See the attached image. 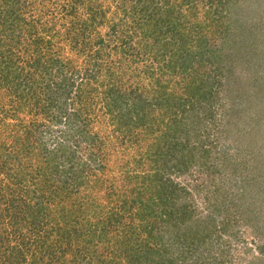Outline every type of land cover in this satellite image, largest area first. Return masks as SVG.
Wrapping results in <instances>:
<instances>
[{"label":"trees","instance_id":"trees-1","mask_svg":"<svg viewBox=\"0 0 264 264\" xmlns=\"http://www.w3.org/2000/svg\"><path fill=\"white\" fill-rule=\"evenodd\" d=\"M67 1V7L63 6L66 15L60 14L66 21L59 23L60 28L56 29L55 21L47 23L42 14L35 19H27L26 15L32 9L33 0H0V85L6 84L17 89V95L14 97L17 110H24V104L32 102L38 111L43 110L51 120L45 124L21 118V124L29 121L25 125L26 141L15 138L12 144L15 146L18 143V149L0 143V171L8 170L7 163L16 160L19 153L32 157L36 150L42 156H46L45 153L53 154L49 159L57 162V151L66 152L62 147L66 144L58 143L55 149L50 148L43 135L49 134V130L56 123H59L60 136L70 135L69 132L85 131L94 120L90 107L96 104L97 100L101 101L102 108L107 106L110 110H117L128 129L132 126L147 125V121H155L156 117L150 115L154 108H161V114L164 113L162 108L164 111L167 108L172 109L168 119L163 118L168 112L160 115L159 119L162 120V126L169 129L171 142L167 150H175L177 153L175 166L185 169L201 162L199 159L209 153V149L201 147V155L197 156L195 152V156L192 149L187 147L189 136L194 135L196 128L202 123L204 127L206 118L214 119L213 114L218 108H224V99L229 91L225 81L228 69L224 65L225 53L217 58L213 63L214 67L206 72L207 75L203 78L197 68L201 60L205 63V60L209 61L217 55V52L206 49L205 42L210 39L204 31L200 33L202 29L209 28L198 16L200 0H139V12L135 5L127 9L117 4L116 7L122 11V17L117 21L114 19L109 26L105 21V10L103 7L93 6V0ZM236 1H206L205 4L211 10L206 11V14L211 21L214 20L212 22L217 26V30L223 31L226 28L222 19L227 16L225 13L226 10L228 12L230 3L239 4V0ZM213 2H216V5ZM78 3L82 5H77ZM234 6L231 5L230 8ZM78 11L82 12L80 16L76 15ZM188 13L193 18L191 22L186 20ZM29 16L33 15L29 13ZM128 18L131 21H128ZM128 22H131L129 27ZM37 23L44 38L38 33ZM208 23L209 26L212 24L210 21ZM105 24L108 31L101 33L98 26ZM220 26L222 28H219ZM25 27L28 30L25 32L26 40L29 39L30 42L20 45ZM30 43L34 46L32 49L38 51L33 57L32 70L25 68L31 49ZM197 44L201 45L200 48H197ZM41 45H47L44 52L48 54L42 53L41 48H38ZM113 55L114 57H111ZM198 56L201 59L199 61ZM160 58L164 60L163 64L154 66L153 59ZM126 61L129 64L140 63L141 69L129 68L125 71ZM105 64L117 67L118 71L111 72V69H108V81L103 85L104 81L100 80L99 74L103 72L102 67ZM131 77L134 78L130 79ZM231 77L237 79V74ZM147 79L151 86H147ZM99 85L102 88L99 89ZM187 115H190V120L186 118ZM31 138L34 143L29 140ZM74 142L80 144L79 140ZM74 157L75 152L68 151L65 156L68 161L65 163L66 172L72 170ZM205 164L206 161L201 162L198 171L203 170L201 166ZM54 168L59 172L60 163ZM156 169L151 179L153 189H150L153 190L151 199L154 201L149 204L146 202L140 211L141 220L145 218L147 222L141 221L142 224L137 226V230L134 228L135 232L124 236L122 247L114 250L109 259L98 260L96 264H216L214 258H209L210 253L207 251H210V247L206 243L210 242L212 236H221L227 229L229 214H225L224 209L229 205L225 200L220 203L214 201L217 197L214 189L207 190L200 184L195 190L207 204L208 211L204 216L196 215L192 198L189 196V201L186 197L191 190L179 182L164 178L159 171V165ZM6 173L8 171H5ZM205 173L209 174L208 171ZM82 177V169L77 174L72 171L70 175L73 182ZM144 177L149 178L148 173ZM202 192L205 194L202 195ZM40 199L41 203L36 199L32 206L31 203H26L27 208L21 212L25 215L32 212L28 221L37 222L38 225H44V222L46 224L44 215H47L48 221L51 218L58 222L60 219L54 215L50 217L49 211L45 213L49 199L44 196ZM123 202L126 204V201ZM91 207L90 205L88 209L91 210ZM65 209L66 207H63L59 211L62 213L61 218L73 226L75 216H69ZM96 225L92 227L87 222L84 228L82 226L81 229H75L73 226L69 230L65 227L64 231L57 227V246L47 242L43 234L36 236V243L29 244L28 250L20 245L24 243L25 235L19 228L0 232V264H24L30 250H33V256L28 264H45L39 261L40 256L54 257L57 250L63 255L68 254L69 250L75 251L83 262L89 260L86 263L89 264L94 257L98 258L96 254L99 245L96 240L103 236L102 233L106 234L107 230L102 221L100 228ZM133 235L134 240H131ZM76 239L84 242L80 244L82 249L78 250L79 245L72 247L73 240ZM193 248L195 254H191ZM245 249L246 253L251 251L248 245ZM258 250L261 254L264 253V249ZM101 253L103 255V252ZM205 253L206 258L203 257ZM219 254L223 252L220 251ZM192 256L194 258L190 260Z\"/></svg>","mask_w":264,"mask_h":264},{"label":"rangeland","instance_id":"rangeland-1","mask_svg":"<svg viewBox=\"0 0 264 264\" xmlns=\"http://www.w3.org/2000/svg\"><path fill=\"white\" fill-rule=\"evenodd\" d=\"M206 1H199L198 16L209 28L202 29L200 33L204 31L210 39L205 42L206 49L217 52V55L209 61L205 60V63L199 59V56L196 57L198 61L201 60L197 68L203 78L207 75L206 72L214 67L213 63L217 58L225 53L224 65L228 67L225 81L229 93L224 99V108L215 111L214 119L206 118L204 127L203 123L197 127V132L189 136L187 142V147L192 149L195 156V152L197 156L201 155L199 150L201 147L209 149V153L199 159L201 162H207L201 166L204 172L198 171L201 162H196L185 169L175 166L177 153L175 150L173 152L167 150L171 142L169 129L162 126V120L159 119V116L165 112L168 113L163 118L168 119L172 109L167 108L164 111L162 108L164 113L161 114V108H154L150 115L156 117L155 121H147V125L132 126L128 129L117 110H110L107 106L104 109L101 101L95 100L96 104L90 107L94 120L85 131L69 132L70 135L60 136L59 123H56L49 130V134L43 135L50 148L55 149L58 143L66 144L62 146L66 152L57 151V162L49 159L53 154L45 153L46 156H42L35 148L36 153H33L32 157L26 153H19L16 160L7 163L8 170L0 171L2 216L0 232L19 228L25 235L24 243L20 245L28 250L29 244L36 243V236L43 234L47 242L55 243L57 246L55 239L57 227L61 231H64L65 227L70 230L73 226L75 229H81L88 222V225L93 227L97 224L96 226L100 228L102 221L107 227L106 234L102 233L103 236L96 240L99 245L96 254L98 258L94 257L89 264H96L101 259L107 260L114 250L122 247L124 236H128L132 231L135 232L134 228L137 230V226L142 224L141 221L147 222L145 218L141 220L140 211L146 202L149 204L154 201L151 199L153 193V190H150L153 189L151 179L154 177L152 173L159 165V171L164 178L179 182L191 190L186 197L189 201V196L192 198V207L196 215L204 216L208 211L207 204L201 200L195 190L200 184L207 190L214 189L217 196L214 201L220 203L225 200L224 202L229 205L224 209V213L229 214L227 229L221 236L214 235L209 239L210 242L206 243L210 247V251L207 252L210 253L211 260L214 258L216 264H264V253L261 254L258 250L264 249V0H239V4L230 3L228 12L226 10L225 13L227 16L222 19V23L226 25L223 31L217 30L214 20L212 22L207 16L206 11L211 10L205 4ZM67 4V0H33L32 9L29 10L33 16H29L28 13L26 17L35 19L42 14V18L44 17L47 23L51 24L55 21L54 28L58 29L59 23L66 21L60 14L66 15L63 6L67 7ZM117 4L127 9L135 5L138 12L141 5L139 0L124 2L93 0V6H100L105 10V21L108 26L114 19L117 21L122 17V11L116 7ZM213 4L216 5V2ZM231 5L235 6L231 9ZM81 14L80 11L76 13L77 16ZM187 15L186 20L191 22L193 19L191 14ZM128 21L131 19L128 18ZM209 21L212 23L210 26ZM127 26H131V22H128ZM121 27L125 28L122 25ZM36 28L42 36L39 23L36 24ZM98 29L101 33H105L108 31L107 24L98 26ZM210 30L212 31L209 32ZM26 31L28 30L25 27L20 45L30 42L29 39L26 40ZM46 46L41 45L38 48L46 54L47 52H44ZM198 46L200 48L201 45L197 44V48ZM29 47L34 48L32 44ZM31 49L27 55L28 62L25 68L32 70L33 57L38 51ZM205 57L208 58L207 55ZM42 59H44L43 55ZM164 60L153 59L152 62L158 67ZM127 65L124 64L125 71L129 68L141 69V64L137 62ZM102 69L99 78L104 81V85L108 81L107 70L111 69V72L118 70L117 67L106 64ZM234 74H237V79L231 77ZM146 81L149 83L148 79ZM148 85L151 86L150 83ZM100 88L102 86L99 85ZM16 90L6 84L0 85V143L12 148L19 146L18 143L13 146L15 138H19V141H26L27 138L25 125L29 121L21 124V118L45 124L51 121L49 116L43 110L38 111L37 106H33L32 102L25 103L24 110L20 108L17 110L14 101ZM190 115L186 117L188 120L191 119ZM66 137H68L67 141H65ZM29 140L34 143L32 138ZM77 140L80 144L74 142ZM68 151H74L75 157L72 170L66 172L65 163L68 161L65 160V156ZM55 163H60L59 172L55 171ZM80 169L83 170L84 177L76 178L73 182L70 178L72 171L77 174ZM5 171L8 173L5 174ZM206 171L209 174L205 173ZM147 173L149 178L144 177ZM42 196L49 199L45 213L49 211L50 217L54 215L60 219L58 222L51 218L48 221L47 215H44L47 221L45 224L42 215L44 225H38L37 222L28 221L32 212L30 215L21 212L28 202L31 206L36 199L41 203ZM123 201H126V204H123ZM90 205L91 210L88 209ZM63 207H66L65 212L69 216H75L73 226L66 219L61 218L62 213L59 211ZM132 239L134 240V235ZM83 243L81 240H73L72 247L79 245L78 250L82 249L80 244ZM247 245L251 247L249 253L245 252ZM193 250L194 248L191 254H195ZM220 251L223 254H219ZM77 255L75 251L69 250L68 254L63 255L57 250L54 257L42 255L39 261L45 264H86L89 261L83 262ZM206 255L207 253L203 257L206 258ZM32 256L33 250H30L24 264H28ZM256 257L259 259H255ZM192 258L194 257H190V260Z\"/></svg>","mask_w":264,"mask_h":264}]
</instances>
